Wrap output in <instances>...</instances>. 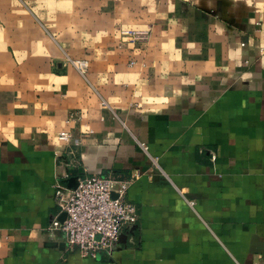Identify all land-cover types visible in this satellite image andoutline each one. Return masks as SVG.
<instances>
[{"label":"crops","instance_id":"obj_1","mask_svg":"<svg viewBox=\"0 0 264 264\" xmlns=\"http://www.w3.org/2000/svg\"><path fill=\"white\" fill-rule=\"evenodd\" d=\"M94 174L130 181L138 212L97 258L49 229L57 184ZM255 262L264 0H0V264Z\"/></svg>","mask_w":264,"mask_h":264},{"label":"built area","instance_id":"obj_2","mask_svg":"<svg viewBox=\"0 0 264 264\" xmlns=\"http://www.w3.org/2000/svg\"><path fill=\"white\" fill-rule=\"evenodd\" d=\"M121 34L131 41L145 39V32L135 29H124ZM68 61L81 74L89 68L86 59L68 58ZM75 117L73 115V119ZM58 136L66 142L73 140L76 145L81 142L80 138H73L70 131H61ZM141 145L148 150L147 145ZM78 181L77 187L67 191L57 184V203L67 216L63 222L55 219L49 229L51 233L63 231L72 250L78 249L84 257L97 258L102 253L116 250L122 233L137 223V207L125 198L130 181L97 174L82 176Z\"/></svg>","mask_w":264,"mask_h":264},{"label":"water","instance_id":"obj_3","mask_svg":"<svg viewBox=\"0 0 264 264\" xmlns=\"http://www.w3.org/2000/svg\"><path fill=\"white\" fill-rule=\"evenodd\" d=\"M78 177H72L70 180H69V186L70 187H77V185H78ZM114 195V197H116L117 195L114 193L113 194ZM66 216H67V214H66V212H63V214H62V216L60 217V221H64L65 219H66ZM126 239H127V235L125 234V232H123L122 233V235H121V238H120V242H126ZM119 242V243H120ZM63 244L64 243H56V242H48V245H52V246H57V245H59L60 247L62 246L63 247ZM118 247V246H117ZM117 249V248H116Z\"/></svg>","mask_w":264,"mask_h":264}]
</instances>
